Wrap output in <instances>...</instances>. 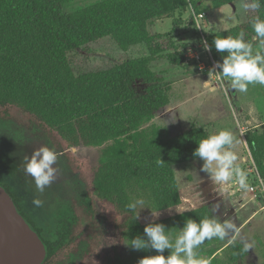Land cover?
<instances>
[{"label":"trees","instance_id":"1","mask_svg":"<svg viewBox=\"0 0 264 264\" xmlns=\"http://www.w3.org/2000/svg\"><path fill=\"white\" fill-rule=\"evenodd\" d=\"M72 1L0 0V119L48 135L51 147L63 154L71 176L79 182L55 238L45 239L42 229L24 215L46 245L43 264H134L123 259L121 251L126 241L144 235L146 225L163 223L175 234L187 219L199 220L210 209L197 187L191 189L196 203L192 207L175 171L176 165L199 159L193 152L197 142L210 134L205 125H194L174 137L157 136L141 146V127L171 102L169 84L153 71L152 63L160 58L180 63L167 53L163 34L151 33L149 21L184 14L191 3L200 13V2L104 0L66 13L64 7ZM210 1L215 9L243 2ZM246 12L247 22L206 36L217 60L223 58L213 44L217 36L235 37L243 30L254 51L259 49L251 19L264 18V5L258 12ZM106 37L123 51L144 45L148 55L76 74L69 53ZM139 83L145 84L142 91L137 89ZM107 140L113 141L111 160L102 165L92 166L72 152L77 145L95 146ZM248 144L264 178V130L249 136ZM3 186L22 212L19 199ZM141 196L151 209L139 210L135 219L126 205ZM151 210L158 217H150ZM224 250H230L229 262L248 253L238 240ZM216 256L210 264L218 263Z\"/></svg>","mask_w":264,"mask_h":264},{"label":"rangeland","instance_id":"2","mask_svg":"<svg viewBox=\"0 0 264 264\" xmlns=\"http://www.w3.org/2000/svg\"><path fill=\"white\" fill-rule=\"evenodd\" d=\"M101 1L104 0H73L65 5L64 11L75 12ZM190 1H199V12L206 14V21L201 22L202 30L194 19L197 10L192 3L184 14L178 12L169 18L149 21L151 33L163 34L162 41L167 53H173L180 63H171L167 58H160L152 63L153 71L169 84L171 102L153 120L141 127V146L157 136L174 137L190 130L194 125H205L210 134L222 129L232 131L238 141L235 149L239 156L237 163L248 173L249 189H241L235 180L214 185L210 176L201 171L203 161L200 159L176 165V177L179 188L186 192L192 207L196 203L191 189L197 187L211 207L220 204V209L215 214L222 221L235 217L234 220L240 228L238 241L242 243L247 239L252 244L244 258L229 262L230 250H224L216 256L218 263L214 264H262L264 178L260 176L255 165L248 138L254 132L262 133L264 130V86L249 85L246 94L233 92L227 80L218 79L212 72L214 64L222 61L217 60L211 51L203 49V42L208 34L225 31L247 22V12L241 8L242 1L217 9L210 0ZM145 55H148L146 46L135 45L123 51L110 37L69 53L76 74L107 69L123 60ZM144 87L143 83L137 85L138 91H142ZM173 115L176 117L175 122L166 126L162 120H169ZM112 144V140L95 146L81 144L75 146L72 152L77 157L88 160L92 166H99L111 160ZM41 146L52 148L50 137L44 132L37 128L28 130L15 121L0 119V184L9 186L13 195L19 199L21 213L42 229V236L53 239L58 231L59 220L68 216L69 204L79 182L71 176L63 154H58L57 179L43 194L37 192L34 180L24 170V158L30 157ZM251 187L255 189L251 190ZM238 193L240 195L235 200L234 196ZM34 197L44 201L42 208H36L31 203ZM242 204L245 206L242 207ZM145 211L146 208L140 209V213ZM149 216L154 217L152 214ZM128 243L129 241L124 243L121 256L129 263L138 264L145 253H156L151 249L134 250L126 245ZM225 244V241L217 239L214 242L205 241L198 252L210 261L212 246L220 248L226 246ZM167 253L169 250H165L164 254Z\"/></svg>","mask_w":264,"mask_h":264},{"label":"clouds","instance_id":"3","mask_svg":"<svg viewBox=\"0 0 264 264\" xmlns=\"http://www.w3.org/2000/svg\"><path fill=\"white\" fill-rule=\"evenodd\" d=\"M264 0H243L241 8L244 11L258 12ZM251 27L258 39L259 49L254 51L253 43L245 40V32L241 30L235 37H219L213 40L216 51L223 54L222 62L217 61L212 69L220 80H227L231 88L246 94L249 85L264 86V18L256 15L251 19ZM203 49L210 51L211 46L203 42ZM226 53V54H225ZM219 69V71H216ZM175 115L166 123L175 122ZM236 141L232 131L222 129L197 142L193 156L203 161L201 171L207 173L214 185H223L235 180L243 190L249 189L248 173L237 163L239 156L236 152ZM24 170L35 183L37 192L43 194L45 189L57 179L59 168L56 167L58 153L55 148L41 146L34 150L31 156H25ZM163 161H158L162 163ZM31 203L36 208H42L44 201L33 198ZM149 208L147 200L141 196L126 205V210L133 213L135 219L139 210ZM220 209L217 203L209 209L201 219L189 218L182 228L173 235L163 223H149L143 229V236L137 235L126 244L134 250H155L156 255L145 256L138 264H210V261L201 256L198 249L205 243L217 239L225 241L240 232L238 225L232 218L221 220L215 213ZM152 212L158 217V212ZM226 215V212H225ZM243 250L247 251L252 244L243 240ZM165 250L169 254L165 256Z\"/></svg>","mask_w":264,"mask_h":264},{"label":"water","instance_id":"4","mask_svg":"<svg viewBox=\"0 0 264 264\" xmlns=\"http://www.w3.org/2000/svg\"><path fill=\"white\" fill-rule=\"evenodd\" d=\"M46 256L43 239L0 184V264H43Z\"/></svg>","mask_w":264,"mask_h":264},{"label":"crops","instance_id":"5","mask_svg":"<svg viewBox=\"0 0 264 264\" xmlns=\"http://www.w3.org/2000/svg\"><path fill=\"white\" fill-rule=\"evenodd\" d=\"M207 21H208V18H207ZM202 190H203V189H202ZM202 193H203V192H202ZM239 195H240V193H238L237 195L234 196L235 200L238 199ZM204 196H205V195H204ZM205 198H206V197H205ZM260 198H261V197H260ZM206 200H207V199H206ZM219 200H220V199H219ZM207 202H208V201H207ZM208 203H209V202H208ZM209 206H210V209H211V204H210V203H209ZM241 206L244 207L245 204H242ZM262 208H264V205L262 206ZM234 219H235V217H234ZM234 219H232L233 222H235ZM235 223H236V222H235ZM236 224H237V223H236ZM237 225H238V224H237ZM239 234H240V232L237 233V234H234V236L231 237L230 239H226V240H225V242L227 243V244H225L226 246H222V247H220V248L212 246V252L215 251V250L220 249L218 253H216V254H214V255L212 256V259H213L217 254L222 253V250H223L224 248H226V247H227L232 241H234V240H238ZM212 242H214V239L212 240Z\"/></svg>","mask_w":264,"mask_h":264},{"label":"built area","instance_id":"6","mask_svg":"<svg viewBox=\"0 0 264 264\" xmlns=\"http://www.w3.org/2000/svg\"><path fill=\"white\" fill-rule=\"evenodd\" d=\"M205 18H206V14L204 12L196 13L194 15V19L196 20L197 26L199 27L200 30H202L203 28L201 22L204 21ZM254 189H255L254 187H251V190Z\"/></svg>","mask_w":264,"mask_h":264}]
</instances>
